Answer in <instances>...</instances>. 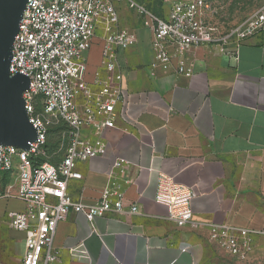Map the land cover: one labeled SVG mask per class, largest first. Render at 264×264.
Listing matches in <instances>:
<instances>
[{
  "label": "crops",
  "instance_id": "1",
  "mask_svg": "<svg viewBox=\"0 0 264 264\" xmlns=\"http://www.w3.org/2000/svg\"><path fill=\"white\" fill-rule=\"evenodd\" d=\"M134 17L136 23L121 17L124 27L137 31L139 43L118 54L125 98L116 109V126L105 135V154L79 163L83 178L72 180L68 190L76 202L93 204L117 182L127 208L137 205L140 213L112 212L90 224L71 212L58 227L57 264H264V236L241 260L198 225L264 229V32L241 42L235 55L226 52L235 45L190 50L191 78L162 68L152 76V36ZM102 52L96 37L85 55L86 81L95 91ZM116 160L127 165L113 178ZM161 174L196 192L193 224L178 227L155 201ZM24 210L20 200L0 201L1 219ZM10 234L18 259L0 264H22L24 235L11 228Z\"/></svg>",
  "mask_w": 264,
  "mask_h": 264
},
{
  "label": "built area",
  "instance_id": "2",
  "mask_svg": "<svg viewBox=\"0 0 264 264\" xmlns=\"http://www.w3.org/2000/svg\"><path fill=\"white\" fill-rule=\"evenodd\" d=\"M116 1H126L143 28L152 36L151 75L172 69L177 75L194 74L190 50L204 46L224 47L208 22L206 0L175 2L161 17L135 0H29L13 47L11 75L30 78L24 93L30 122L38 139L29 151L0 146V201L17 199L25 210L14 214L10 228L24 235L22 264H57L62 252L56 247L58 227L71 212L85 216L90 224L108 213L139 214L137 205L127 208L122 185L112 182L93 204L76 202L69 183L81 180L79 163L101 157L108 130L116 126V109L124 100L118 54L139 43L136 30L123 26ZM102 31L101 68L95 73L93 90L86 81V52ZM264 32V13L245 24L238 33L235 55L241 42ZM223 49V48H222ZM225 52V51H224ZM64 127L62 154L57 163L49 159L50 131ZM127 162L116 160L110 176L124 173ZM129 183V182H127ZM196 192L166 174L158 179L155 201L167 208V219L180 228L195 222L192 202ZM212 243L244 260L264 229L202 223Z\"/></svg>",
  "mask_w": 264,
  "mask_h": 264
},
{
  "label": "water",
  "instance_id": "3",
  "mask_svg": "<svg viewBox=\"0 0 264 264\" xmlns=\"http://www.w3.org/2000/svg\"><path fill=\"white\" fill-rule=\"evenodd\" d=\"M29 0H0V146L29 151L38 139L30 122L24 93L31 80L23 74L11 75L15 38Z\"/></svg>",
  "mask_w": 264,
  "mask_h": 264
},
{
  "label": "rangeland",
  "instance_id": "4",
  "mask_svg": "<svg viewBox=\"0 0 264 264\" xmlns=\"http://www.w3.org/2000/svg\"><path fill=\"white\" fill-rule=\"evenodd\" d=\"M139 3L147 5L150 9L159 15H166L173 3L182 0H135ZM210 6L207 14L208 22L215 30L217 38L221 40L224 47H231L238 41V33L243 29L245 24L254 22L264 13V0H206ZM121 17L128 23L135 22V13L126 1H116ZM97 36H103L102 31H97ZM51 133V147L49 159L53 163H57L62 154L60 145V136L65 130L64 127H56ZM10 209V207H8ZM6 215V214H5ZM12 220L8 215L6 218H0V261L6 258L9 261L17 260L16 243L10 234V222ZM6 237V238H5ZM5 238L9 245V253L6 255L3 249V239ZM24 245L20 243L18 246L19 253L22 252Z\"/></svg>",
  "mask_w": 264,
  "mask_h": 264
},
{
  "label": "trees",
  "instance_id": "5",
  "mask_svg": "<svg viewBox=\"0 0 264 264\" xmlns=\"http://www.w3.org/2000/svg\"><path fill=\"white\" fill-rule=\"evenodd\" d=\"M149 8V7H148ZM152 10V9H151ZM153 11V10H152ZM154 12V11H153ZM156 13V12H155ZM157 14V13H156ZM157 15H159V14H157ZM159 16H161V17H164V15H159ZM54 129H57V128H54ZM54 129H52V130H54ZM52 130L50 131V137H51V133H52ZM49 137V149H50V147H51V138ZM49 152H50V150H49Z\"/></svg>",
  "mask_w": 264,
  "mask_h": 264
}]
</instances>
